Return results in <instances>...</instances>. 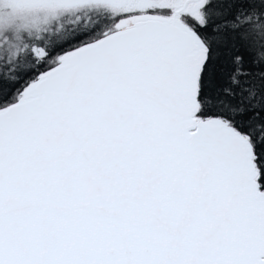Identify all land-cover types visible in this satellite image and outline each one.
<instances>
[{
  "label": "snow or ice",
  "instance_id": "obj_1",
  "mask_svg": "<svg viewBox=\"0 0 264 264\" xmlns=\"http://www.w3.org/2000/svg\"><path fill=\"white\" fill-rule=\"evenodd\" d=\"M0 264H264V0H0Z\"/></svg>",
  "mask_w": 264,
  "mask_h": 264
}]
</instances>
